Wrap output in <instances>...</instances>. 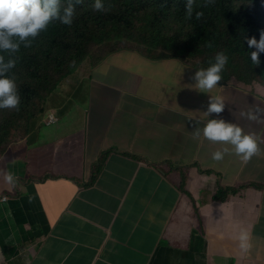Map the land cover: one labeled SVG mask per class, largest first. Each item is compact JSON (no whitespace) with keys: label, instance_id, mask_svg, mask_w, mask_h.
<instances>
[{"label":"crops","instance_id":"1","mask_svg":"<svg viewBox=\"0 0 264 264\" xmlns=\"http://www.w3.org/2000/svg\"><path fill=\"white\" fill-rule=\"evenodd\" d=\"M195 72L132 50L83 61L44 105L58 123L32 122L1 159L0 264H264V98L202 92ZM211 119L263 136L258 151L197 133Z\"/></svg>","mask_w":264,"mask_h":264},{"label":"trees","instance_id":"2","mask_svg":"<svg viewBox=\"0 0 264 264\" xmlns=\"http://www.w3.org/2000/svg\"><path fill=\"white\" fill-rule=\"evenodd\" d=\"M93 3L88 0L87 9L73 13L71 25L59 17L35 37H13L19 45L15 52H0L5 61H15L4 74L15 81L21 97L18 110L0 109V159L29 136L49 97L87 58L97 65L118 51L132 50L155 61L178 58L199 70L223 52L228 61L217 83L264 98V52L253 64L255 47L247 45L248 38L258 40L264 30V0H101L102 10H94ZM66 5L67 0H59L63 13Z\"/></svg>","mask_w":264,"mask_h":264},{"label":"clouds","instance_id":"3","mask_svg":"<svg viewBox=\"0 0 264 264\" xmlns=\"http://www.w3.org/2000/svg\"><path fill=\"white\" fill-rule=\"evenodd\" d=\"M58 4L59 0H0V52H3V50H8L9 53L15 52L19 45L13 41V37H18L19 40H24L29 36L35 37L48 24L55 22L59 17L63 24L71 25L73 13L80 14L83 10L87 9L88 0H67L64 13ZM92 8L94 10H102L103 4L101 0H94ZM190 11L191 9L189 8ZM60 14L63 15L60 16ZM247 45L249 48L255 47V50L250 53L251 62L253 64L259 63L258 53L264 52V30L260 31L258 40L255 37L248 38ZM227 61L228 56L223 52H218L215 57V63L207 68L196 70L192 77L196 81V88L202 92H206L212 90L216 85L220 87L230 86L219 85L217 83L221 79V69L224 68ZM14 63L15 61L12 59L5 61L4 56L0 54V109L15 108L18 110L20 104L21 97L17 91L15 81L4 74L8 69L13 67ZM223 107V100L220 96L215 95L210 97L207 111L219 113ZM50 114H53V117H50ZM249 118L256 119L252 114H249ZM40 121L42 124L50 126L58 123L59 118L52 111L44 114L43 107ZM246 131L247 133H243L239 126L225 122L223 119L208 120L202 130L197 129V133L202 132L203 137L209 140L230 143L234 146V151L237 154H243L241 159L244 160H247L258 151V142L254 135L258 136V139L263 137L253 131L247 129ZM222 156L223 153L219 150L212 153V159L214 160H220ZM20 179L22 180L24 177ZM4 180L10 184L13 183V175L6 173ZM232 192L235 193L234 190ZM6 196L8 195H4L1 200L7 201L10 197ZM238 239L239 248L242 251H248L251 245L248 243L249 234L247 230L241 229Z\"/></svg>","mask_w":264,"mask_h":264},{"label":"rangeland","instance_id":"4","mask_svg":"<svg viewBox=\"0 0 264 264\" xmlns=\"http://www.w3.org/2000/svg\"><path fill=\"white\" fill-rule=\"evenodd\" d=\"M108 57V56H107ZM71 83V81L69 79H67L65 81V84L64 85H61V87L63 88V90L59 91V93H63L65 90L66 87H68V85ZM62 84V83H61ZM59 88V87H58ZM50 117H53V114H50ZM40 120V117L37 119V120H34V124H37ZM48 122V121H47ZM36 126V125H35Z\"/></svg>","mask_w":264,"mask_h":264}]
</instances>
